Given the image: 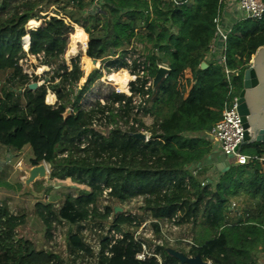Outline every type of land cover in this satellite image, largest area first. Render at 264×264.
<instances>
[{
	"label": "trees",
	"instance_id": "trees-1",
	"mask_svg": "<svg viewBox=\"0 0 264 264\" xmlns=\"http://www.w3.org/2000/svg\"><path fill=\"white\" fill-rule=\"evenodd\" d=\"M86 9L80 0H0V163L28 149L30 167L44 164L48 182L70 184L45 202V181L34 183L24 194L35 198L31 210L0 200V264H179L167 248L210 264H259L264 170L224 165L202 187L189 167L212 154L206 134L229 95L224 65L238 66L264 45V15L233 26L224 65L212 61L201 69L219 0H184L179 8L170 0H102V13ZM31 21L38 27L28 29ZM73 26L85 32L94 64L117 57L110 70L128 69L126 49L135 40L148 51V78L161 67L167 76L148 91L137 78L129 98L110 89L79 109L91 101L89 92L96 94L101 72L85 76L80 56L63 57ZM28 58L47 71L25 73L20 64ZM138 133L146 139H134ZM240 195L256 200L258 210L244 218L231 212L229 201ZM30 218L42 227L37 245L21 234ZM111 232L121 239L109 247ZM143 249L149 256L136 260Z\"/></svg>",
	"mask_w": 264,
	"mask_h": 264
},
{
	"label": "built area",
	"instance_id": "built-area-1",
	"mask_svg": "<svg viewBox=\"0 0 264 264\" xmlns=\"http://www.w3.org/2000/svg\"><path fill=\"white\" fill-rule=\"evenodd\" d=\"M80 1L86 6V11L88 13H102V0ZM170 1L175 7L179 8L181 6V2L178 0ZM88 2L90 3V5L86 4ZM263 15V0H219L218 15L213 20V24L215 26L214 37L208 47L207 52L203 54L202 64L206 65L208 62L215 61L219 64L224 65L226 40L233 26L240 22L248 20L259 21L262 19ZM140 26L143 27V23H140ZM137 31V29L134 31L135 34L137 33ZM146 52L148 51H144L142 45L138 44L135 40H132L130 46L126 49L124 58V61L129 68L124 70V72L122 71V73L126 74L128 81L123 89L114 86V92L116 94H122L126 98H129L131 96L129 85L131 83H134L137 78L146 81L144 85L145 91H148L152 87V80L148 78V64L145 60ZM263 59L264 45L258 47L255 52L249 56L248 61L243 59L242 63L235 67L224 65V73L229 90V95L222 106L220 112V121L206 134V140L212 147L213 153H220L222 155V163L226 166L255 168L256 165H261L262 167L259 170H264V153L261 149V145L255 142L251 129H248L250 137L249 141H244L242 118L238 115L237 111L238 95L234 94L236 83L240 80L243 81L242 90L246 91V74L252 69V65L256 61L260 60L262 62ZM116 60L117 57L108 59L106 62H112ZM133 64H136V70L134 73L131 72ZM202 64L199 66V68H201ZM117 73L118 72H114L111 70V72L108 73L109 77H104V79L100 78L99 80L100 82H104V80L109 81L110 76H117ZM99 80L94 83L92 90L98 84H100ZM93 92H95V90H93ZM87 96L86 98L88 99ZM147 98L148 96L144 97V99ZM133 104L137 105L138 99H133ZM96 131L99 133L97 128ZM5 164L6 166H11V161L7 160ZM202 168L203 167L197 165L189 167V170L191 171L192 177L197 180L202 187H204L208 184L209 175L208 170H206L205 173L204 169ZM200 172H202L203 175H200ZM45 202H51L47 196L45 197ZM228 208L231 212L236 213L238 216H241V213L238 210V206L233 201H229ZM109 237L111 239L109 247L114 245L117 240L121 239V236L115 234L114 232H111ZM145 251L146 250L143 249V252L136 256V260H145L146 257L149 256V254H146Z\"/></svg>",
	"mask_w": 264,
	"mask_h": 264
},
{
	"label": "rangeland",
	"instance_id": "rangeland-1",
	"mask_svg": "<svg viewBox=\"0 0 264 264\" xmlns=\"http://www.w3.org/2000/svg\"><path fill=\"white\" fill-rule=\"evenodd\" d=\"M86 4L90 5L89 2ZM38 25H39V23L34 22V27H33V26H30V24L28 23L27 27H28V29H34V28L38 27ZM75 27L76 26H73L74 32H75ZM67 35L65 36V39L68 43ZM67 43H66V49H65L63 57L67 60H70L76 56H80V59H81L80 63H81V66L83 68L85 76H87L90 72L97 70V71L101 72V79H104V77H109L107 72L108 71L111 72L110 69L112 68V65L116 61H112V62L104 61L102 64L101 63L94 64L92 61L88 60L89 67H87L84 64L85 61H84L83 55L81 53H77L72 58L67 54ZM23 48L25 51H27V49H28V47H24V46H23ZM20 65H21L23 71L27 74L34 73L35 75H41L44 71H47L46 68L34 69V66L37 65V61L34 58H28L27 63L21 62ZM117 74L118 75L116 76V78H119L121 80H124V79L128 80L126 74L122 73V71L121 72L119 71ZM99 82H100V80H99ZM238 84H239L238 89H239V93H240L241 87L243 88V81L241 83L239 82ZM114 86H116V84H115V81L113 79H110L109 81L104 80V82H100V84H98L93 89L96 91V94L93 95L89 92V94L87 96L89 99H91V101L88 100L89 102L87 101L86 104H84V105L82 104L79 107V109H86V108H88L87 107L88 105H92L97 94H103L104 95L107 92L111 91L110 89H112L114 91V88H115ZM117 87L120 88L119 85H117ZM235 88H236V86H235ZM235 88H234V93H235ZM235 95H236V93H235ZM46 102H47V99H46ZM52 104H54V102ZM95 128L98 129L100 134L103 133L102 129H99L98 127H95ZM29 155H30V153L27 150H25L19 159L14 161L13 164L11 163V166L8 167L10 169H9V176L7 177V181H8V185H9L10 189L6 192L0 191V197H4V196L8 195V196H11L12 198H14L13 201L18 208H30L31 209L33 207V205L35 204V202H34L35 198L34 197H27L24 195L25 188H24V184L22 182V179L26 177L27 171L31 168L29 165V162H28ZM45 167L47 170V174L49 175V168L47 166H45ZM43 181H45V184H44L45 188L40 187V189L42 191H44L45 189L48 191L47 197L49 198L50 201L57 200L60 195H62L68 191V188L70 186L69 182H65V183L60 184V185L50 183V182H48V177L46 180H43ZM241 201H235V202L238 204L239 208L242 206L245 210V208H247L246 204H248V203H246L245 201H243V202H241ZM240 204H242V205H240ZM239 208H238V210H239ZM239 211L241 212V210H239ZM21 234H23V236L26 239H29L35 245H37L39 243V241L42 239V227L40 226V224L36 220L30 218V219H28L26 226L21 231Z\"/></svg>",
	"mask_w": 264,
	"mask_h": 264
},
{
	"label": "water",
	"instance_id": "water-1",
	"mask_svg": "<svg viewBox=\"0 0 264 264\" xmlns=\"http://www.w3.org/2000/svg\"><path fill=\"white\" fill-rule=\"evenodd\" d=\"M204 68H206V65L202 64L201 69ZM167 74L168 70L166 68H159L156 75L152 79V89H155L157 85L167 76ZM256 74L257 77L254 81L251 95L250 111L252 114V125L256 132V135H258L259 138L258 143L260 145H264V59L262 60V63L260 64ZM36 87V84H32L29 86V89L34 90ZM245 101V90H241L238 95L237 111L238 115L242 118L244 141L247 142L250 139L248 133L250 125L248 123V118L246 115ZM70 115L71 110H66L62 117L64 120H67ZM133 138L141 141L145 140V136L141 133L133 135ZM47 177L48 174L44 164H40L36 167H31L27 171L26 177L24 178V194H32V185L38 181L46 180ZM115 211L119 212L120 210L116 209ZM165 253L167 254V256L176 260L179 264H210L209 262L202 260L199 254L192 257H187L181 252L168 248L165 249Z\"/></svg>",
	"mask_w": 264,
	"mask_h": 264
},
{
	"label": "bare ground",
	"instance_id": "bare-ground-1",
	"mask_svg": "<svg viewBox=\"0 0 264 264\" xmlns=\"http://www.w3.org/2000/svg\"><path fill=\"white\" fill-rule=\"evenodd\" d=\"M30 26L34 27V22H29ZM68 43H67V54L72 58L77 53H81L83 55L85 65L89 67L88 57H87V50H86V43H87V36L85 32L80 27H75V32L73 34H68ZM29 45V39L28 37H25L23 39V46L28 47ZM262 62L260 60L256 61L252 65V69L246 74L247 84H246V91H245V107H246V115L248 118V123L250 125V129L252 131L254 140L256 143H258L259 138L258 135H256V132L252 125V114L250 111V102H251V95H252V89L254 86V81L257 77V70ZM110 79H113L115 81L116 86L119 85L120 89H123L127 83V79L121 80L119 78H116V76L111 75ZM47 104H52L55 100L53 96H47ZM261 165H256V169H261Z\"/></svg>",
	"mask_w": 264,
	"mask_h": 264
},
{
	"label": "crops",
	"instance_id": "crops-1",
	"mask_svg": "<svg viewBox=\"0 0 264 264\" xmlns=\"http://www.w3.org/2000/svg\"><path fill=\"white\" fill-rule=\"evenodd\" d=\"M178 1L183 2L184 0H178ZM27 151L29 152L28 149H27ZM13 162L14 161H11L12 164H13ZM222 162H223L222 155L220 153H213L212 152V154L209 157H207L202 163L197 164V165H199L200 167L206 168L208 170L209 178L211 177V179H213L217 175H219V172L223 168H225L224 167L225 164H223ZM8 167H10V166H6L5 162L4 163L3 162L0 163V168H1V172H2V177L0 179V191L1 192H6L7 191L4 188L5 187L4 184H8L7 177L9 176V169H10ZM22 182H24V178L22 179ZM6 198H12V197L6 195L4 197H0V200L6 199ZM12 199L14 200V198H12ZM235 201H241V202L245 201L246 203H248V204H246L247 208H245V210H244V208L242 206L239 208L238 204ZM233 202L238 206L239 210H241L242 213L241 212L240 213H241V217L242 218L246 217L247 214L256 212V210L259 208L258 207V202L256 200H254V199H252V198H250L248 196H245V195H240ZM240 205H242V204H240ZM27 209L31 210L32 208L31 209L27 208ZM258 258H259V264H264V255H259Z\"/></svg>",
	"mask_w": 264,
	"mask_h": 264
}]
</instances>
